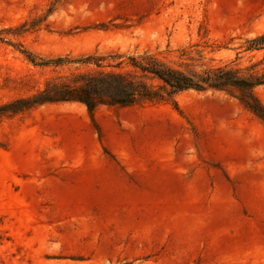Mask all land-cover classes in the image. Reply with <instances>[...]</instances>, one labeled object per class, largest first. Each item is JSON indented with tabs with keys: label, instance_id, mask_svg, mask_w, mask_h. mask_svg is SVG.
<instances>
[{
	"label": "rangeland",
	"instance_id": "1",
	"mask_svg": "<svg viewBox=\"0 0 264 264\" xmlns=\"http://www.w3.org/2000/svg\"><path fill=\"white\" fill-rule=\"evenodd\" d=\"M262 33L264 0H0V106L89 56L264 74ZM0 264H264V122L216 90L4 117Z\"/></svg>",
	"mask_w": 264,
	"mask_h": 264
},
{
	"label": "trees",
	"instance_id": "2",
	"mask_svg": "<svg viewBox=\"0 0 264 264\" xmlns=\"http://www.w3.org/2000/svg\"><path fill=\"white\" fill-rule=\"evenodd\" d=\"M245 49L264 50V33L248 40ZM28 57L36 63L30 54ZM108 59L116 62L108 64L112 70L75 72L59 77L48 81L44 88L31 96L0 106V121L8 115L45 104L78 102L91 112L101 105L131 107L143 101L173 99L188 90H216L236 97L246 109L264 122V104L255 93L257 87L264 85V74L255 71L254 67L243 73L231 64L199 68L193 65L173 66L151 54L128 57V62L123 61L121 55L108 58L89 56L79 61L101 68L102 63ZM66 62L70 61L58 59L52 63L59 65ZM49 63L42 62L43 65ZM125 64L135 72L121 70Z\"/></svg>",
	"mask_w": 264,
	"mask_h": 264
}]
</instances>
